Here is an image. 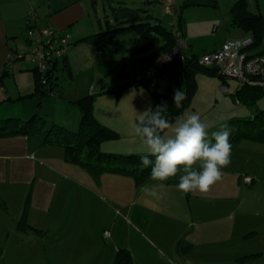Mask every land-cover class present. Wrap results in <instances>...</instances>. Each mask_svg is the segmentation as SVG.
<instances>
[{
	"label": "rangeland",
	"instance_id": "374dc122",
	"mask_svg": "<svg viewBox=\"0 0 264 264\" xmlns=\"http://www.w3.org/2000/svg\"><path fill=\"white\" fill-rule=\"evenodd\" d=\"M122 1L123 4L120 8H116L117 12L107 13L106 18L102 17L103 13H101L99 18L103 24L113 20V23H119L115 18L124 20V22L114 25L112 29L126 27L129 31L107 35L110 37L109 39H113V43L110 40L106 41L107 46L97 48L94 44H87L72 49L68 54L66 65H63L62 61L57 62V67L52 75L53 94L42 96L40 112L37 114L40 121H44L45 128L41 132H33L35 135L44 139V130L53 124L52 122L58 120L57 122L64 123L71 119L74 110L78 112L80 110L78 105L72 103L71 100L76 97L78 92L83 96L91 93L94 116L99 123L117 133L115 139L103 141L100 144V151L104 154L123 156L143 154V147L133 134L134 124H127V121L130 120L129 115L134 107L139 105V102L150 105L147 110L153 108L155 97L143 85L130 86L133 89L128 86L132 81L133 74L135 73V78H137L139 72H133L137 66L136 62L132 60L133 58L130 59L131 56L123 50L136 49L141 45L139 42H129L136 37L131 32L135 28L129 29V26L149 23L150 26L159 24L167 30L178 29V13L176 12L178 7L174 5L173 14L168 15L164 10L167 4L166 0H160L159 3L158 0H152L149 4L146 3V0ZM124 8L128 11H125ZM192 8L188 7L182 12V32L186 43L188 44L190 35L195 50L201 51L204 43L218 41L221 35L220 33H211L207 29H204L203 32L207 31L208 34L193 35L190 26L192 22L196 21L198 14H194V12L187 14L189 10L196 9ZM91 18L93 22L95 18L93 14ZM170 23L173 25L172 28L169 26ZM114 40L126 41L116 43ZM66 47L68 50L71 48H69V43ZM263 47L264 40L261 49ZM114 48L123 50L115 52ZM98 51H101L102 54L98 55ZM181 53L186 54L187 50ZM19 62L27 65L29 69L33 68L30 54H26V59ZM123 71L125 76L122 74ZM200 76L196 77L197 88L191 102L173 125L193 113H198L208 130L213 132L219 129L220 124L229 123L233 118H249L254 115L253 112L248 116H241L247 112L250 113L251 110L255 111L256 106L236 104L235 96H232L235 89L240 87L236 79L229 78L228 84H225L216 76L205 74ZM122 85L125 88L117 91ZM156 90L157 93L164 94L167 90V82L159 80ZM260 101L264 103V97ZM54 123L60 126V124ZM166 134L171 135V130H168ZM111 176L115 177L112 179L103 177L104 180H101L105 183L101 181L97 184V180H94V184L103 188L109 186V188L120 192L116 198H113V201L110 199L111 204L109 205L112 207V212L110 213V210L95 200L90 201L89 204L96 208L97 212L102 211V214L109 216V218H104L101 232L94 230V235H97L98 232L102 234L104 230H108L112 239L105 238L107 241L102 240L101 242V239L96 236L95 245L82 248L81 244L83 243H79L78 239L85 232L83 230L70 232L71 235L68 238L72 237L73 241L68 239L62 244L63 247L55 245L53 248L56 255L64 248V250L72 251L77 257L58 261L57 256L53 255L56 257V261H48L47 264H112L116 256L114 246L118 249L126 250L128 248L132 264H216L212 260L205 262L201 257H199V262H192L189 261V256L201 253L204 257L214 253L219 256L228 253L232 255L241 253L240 255L249 256L260 252L262 255L259 257H250L244 262L228 260L227 264H264V144L252 140L240 141L231 154V164L223 169L222 180L205 193L184 194L178 191L177 176L166 181L163 188H159L158 182L155 181L144 184L156 186L160 192L159 198H151L140 191L141 186L137 187L132 177L109 175V177ZM114 178H117L118 182L115 183ZM80 185L82 189H90L86 188L84 184ZM100 187H97L98 191ZM100 195H102L101 199L109 202V198L104 192ZM100 206L103 208L100 209ZM68 208L71 210L75 207L70 205ZM164 216L170 217V219ZM175 216L178 218L175 219ZM114 218L116 219L115 230L109 227L110 219L114 220ZM164 222H168L166 229L160 233V230L155 226ZM179 227L178 231H182V234L180 237V234L178 235L177 257L159 245L156 239L169 242L175 235L173 231ZM157 228L163 229V226ZM185 250H187L186 255L184 254ZM180 257L185 258L186 262H183L182 258L179 259ZM23 264H31V262L24 260ZM217 264H222V262Z\"/></svg>",
	"mask_w": 264,
	"mask_h": 264
},
{
	"label": "crops",
	"instance_id": "0c3cea01",
	"mask_svg": "<svg viewBox=\"0 0 264 264\" xmlns=\"http://www.w3.org/2000/svg\"><path fill=\"white\" fill-rule=\"evenodd\" d=\"M146 1L149 4L152 0ZM187 1L189 0H175V5L178 7L176 10L178 15L181 6ZM209 1L212 2V7L192 6L196 9L187 12V14H192L191 12L198 14L196 21L191 23L190 31L196 36L204 33L208 34L207 31H210L211 33H220L221 37L218 41L204 43L203 49L196 51L194 44L191 42L192 37L189 35L188 55L210 53L218 50L226 41L252 37L254 36L253 31L245 29L240 20L248 14L259 15L264 18V0ZM239 2H241L243 8L241 10H234V6ZM121 4H123L122 0H0V122L9 119L26 122L40 112L43 98L34 95L35 84L32 69L19 62L20 60H25L26 54H30V51L35 46V44L27 41L26 36L29 30L27 22L32 14L34 15V19H31L30 26L39 30L47 29L57 32L67 38L69 48L71 47L66 52L67 64L68 54H70L72 49L78 48L81 45H96L94 42L82 40L107 28V21L103 24L101 18H99L100 14L103 13L102 17L106 18L107 13L113 14V10ZM92 14L95 17L93 22L91 18ZM182 19L183 15L181 14L180 23L177 21V26L181 31ZM169 26L172 28V23ZM204 29H207V31L203 32ZM263 40L264 33L260 47L257 50L250 51L251 54L264 56V47L261 49ZM125 41L114 40L116 43H124ZM129 42L136 43L139 41L134 38ZM111 43H113V40ZM139 43L141 45L139 44L140 46L136 49L123 50L114 48V51H126L131 56L130 59L133 58L132 60L137 65L133 72L141 74L144 64L150 60V57L153 58L155 56L158 47L156 49L157 45H149L147 40ZM97 53L98 55L102 54L101 51ZM10 55H13L16 59L14 61L11 60L9 65H6ZM135 55L136 57H134ZM5 67L8 70L4 72L3 69ZM122 74L125 76L124 71ZM122 74L120 75L122 76ZM200 75H203V73H197L195 79ZM134 79L136 80L135 73L133 74L132 81ZM128 86L132 85L129 84ZM123 87L124 85L120 87L122 88L120 91L125 88ZM238 90L239 87L235 89L232 96H235L236 104H244L235 95ZM90 95L91 93H87L83 96L78 92L71 102L76 104L78 100ZM263 97L264 89L260 99H263ZM260 99L253 105L256 106L255 111L251 110L250 113L247 112L241 116H248L253 112L255 115L256 112L264 109V103ZM149 106L139 102V105L135 106L129 115L130 120L127 121V124L138 123L144 114L143 112L147 108H150ZM73 113L71 119L64 123L57 122L58 120L54 122L60 124V126L62 125L61 127L67 130L75 132L80 124L81 113L80 110L79 112L74 110ZM54 122L52 123L55 124ZM7 126L12 129L14 128L11 125ZM43 140L34 133L0 135V264H23L24 260H30L31 264H47L48 261L55 262L56 257L53 255L56 254L53 247L55 245L63 247L62 244L68 241V239L73 241L72 237H68L74 231L83 230L85 232L78 239L79 243H83L81 244L82 248L95 245L96 236L101 239V242L102 240H106L103 234L108 230H104L102 234L100 232L104 218H109V216L102 214V211L97 212L96 208L90 205L89 202L95 200L107 210H110L109 212L111 213L110 199L113 201V198H116L120 192L109 188V186L107 188L104 186V190L103 187L96 186L94 180H97V184L101 181L105 183L103 182V177L112 179L115 176L109 177V175L113 174L106 173L99 177H94L83 168L66 163L63 148L43 145ZM114 181L115 183L118 182L117 178H114ZM150 181L152 180H149L147 183ZM80 184H84L86 188L90 189H82ZM97 187H100L99 191ZM103 192L109 198L108 203L104 201L105 199H101L102 195L100 194ZM26 204H28L26 222L32 228L41 231L42 234L30 231L24 232L19 229L18 223L25 213ZM70 205H74L75 208L69 210L68 207ZM100 207V209L103 208L102 206ZM164 217L170 219V217ZM177 218L178 216H175V219ZM110 221L109 227L115 230L116 219H110ZM167 223L157 224L155 228L162 233L166 229ZM160 226H163V229L157 228ZM94 230H99L100 232L94 235ZM178 230H180V227L173 231L175 235L169 242L156 239L159 245L165 247V249H168L177 257L178 235L180 234V237L182 234V231ZM114 244H116L115 241ZM192 247L190 248L192 249ZM114 248V252H117L118 247L114 246ZM126 249L128 250V248ZM260 250L262 251V249ZM240 254L234 253L232 255L228 253L219 256L214 253L209 255L210 257H204L202 253L200 255L190 254L189 261L199 262V257H201L205 262L212 260L216 264L219 262L227 264L228 260L244 262L245 260H240L239 258L246 256V254ZM254 255L259 257L262 255V252L255 253ZM56 256L58 261L70 260L74 256L77 257L72 251L64 250V248ZM182 259L183 262H186L185 258ZM112 264H114V261Z\"/></svg>",
	"mask_w": 264,
	"mask_h": 264
},
{
	"label": "trees",
	"instance_id": "16d2710c",
	"mask_svg": "<svg viewBox=\"0 0 264 264\" xmlns=\"http://www.w3.org/2000/svg\"><path fill=\"white\" fill-rule=\"evenodd\" d=\"M120 6L121 5L117 6V9L120 8ZM241 8H243L241 2L234 6V10H241ZM124 10L128 11L126 8H124ZM115 12H117L116 8L113 10V13ZM115 19L117 20V22H119L116 24L124 22V20L117 18ZM240 21L245 29L253 31L254 34V36L251 37L252 45L248 47L247 50L249 52L257 50L260 47V42L263 38L264 18L260 17L259 15L248 14ZM113 22L114 20L107 21V28L104 31L99 32L93 36L87 37L82 41L94 42L98 46V48H100L103 46H107V40H113L109 39L110 37H107V35H110L114 32L126 30L129 31L126 27L113 30L112 27L116 25ZM30 27L32 28V26H29V28ZM133 28L135 29L131 32H134L136 36L135 40L139 42L147 40V43L149 45L158 46L155 56L153 58L150 57V60L147 61L144 66L150 64V62L156 57L171 50L175 46L173 30H167L159 24L150 26L149 23H139L136 25L129 26V29ZM27 41L29 40L27 39ZM201 55H188L186 53L184 62H173L171 64H168L164 68L158 70L152 80H148L146 82H139L134 79L129 84L134 87H139L140 85H143V87L146 88L152 94L153 97H155V105L151 109L156 108L162 102H167L169 106L164 115L173 124L174 121L180 117L182 111L186 107H188L189 103L191 102V99L197 88L195 79L197 73H203L209 76H216L221 79L225 84L229 80V78L223 75H219L214 69L201 67L197 63V59ZM61 61L63 62V65H66V52L63 55V59ZM56 67L57 63H55L48 69L51 71V74L48 76H44L45 72L41 73L38 72L36 69L32 68L35 84L34 95L42 97L46 94H53L52 87L54 84L52 75ZM3 70L5 72L8 70V68L5 67ZM159 80H165L167 82V90L164 94L157 93L156 88ZM261 82L264 83V78L263 80H261ZM120 89H118L117 91H120ZM176 89H180L185 93L186 99L184 100L183 107L181 109H177L172 103V97ZM263 89L264 86L261 85H244L239 87V90L236 92L235 95L237 96L238 100L243 102L245 105L253 106L263 95ZM76 104L78 105L81 113V120L78 130L72 132L61 126L50 124L44 130L43 145L54 147L58 146L63 148L64 160L66 163L79 166L94 177H99L102 174L109 173L118 176H130L133 178L134 184L137 187L146 184L150 180V170L140 169V155H112L104 154L100 151V144L103 141L115 139L117 137V133L98 122V120L94 116L93 98L91 96H87L78 100ZM228 124L233 130L232 135L230 136L232 152L234 147L240 141L243 140H252L264 144V109L259 110L255 113V115L249 118H233L229 121ZM7 125H11L14 128H9ZM43 129L44 121H40L37 115L33 116L26 122H22L17 119H9L5 120L4 122H0V135H24L31 134L33 132H41ZM27 208L28 204L25 205V213L23 214L22 219L18 223L19 229L24 232L30 231L33 233L42 234L41 231L32 228L26 222ZM254 256L255 255H249L241 257L239 259L245 260ZM114 264H132V259L129 251L127 249H118L116 252Z\"/></svg>",
	"mask_w": 264,
	"mask_h": 264
},
{
	"label": "clouds",
	"instance_id": "9594fccd",
	"mask_svg": "<svg viewBox=\"0 0 264 264\" xmlns=\"http://www.w3.org/2000/svg\"><path fill=\"white\" fill-rule=\"evenodd\" d=\"M185 93L174 91L172 103L183 107ZM168 103L144 111L139 122L133 125V134L143 147L140 169H149V178L163 188L170 178L178 176L177 190L184 193H205L221 181L223 169L231 164L232 128L227 122L217 131L210 132L198 113L173 125L165 117ZM171 130V135L167 131ZM147 197L159 198L156 186L141 185Z\"/></svg>",
	"mask_w": 264,
	"mask_h": 264
},
{
	"label": "built area",
	"instance_id": "2783aa9c",
	"mask_svg": "<svg viewBox=\"0 0 264 264\" xmlns=\"http://www.w3.org/2000/svg\"><path fill=\"white\" fill-rule=\"evenodd\" d=\"M166 1L167 4L164 7L165 13L172 15L175 0ZM31 19H34L33 14L27 22L28 27L30 26ZM26 36L31 43L35 44L34 48L30 51L33 69L43 73L63 59L68 44L67 38L64 35L47 29L39 30L30 27ZM173 37L175 46L156 57L150 64L144 66L142 73L136 78L137 81L146 82L152 80L158 70L168 64L184 62L185 54L181 52L188 50V45L182 31L179 28L174 29ZM251 45V37L229 40L218 50L199 56L197 63L203 68L214 69L219 75L236 79L240 87L244 85L264 86V83L261 82L264 78V57L262 55L250 54L247 48ZM15 59L13 55H10L7 65H9L11 60L14 61ZM109 237V232H104V238L108 239Z\"/></svg>",
	"mask_w": 264,
	"mask_h": 264
},
{
	"label": "water",
	"instance_id": "95a60500",
	"mask_svg": "<svg viewBox=\"0 0 264 264\" xmlns=\"http://www.w3.org/2000/svg\"><path fill=\"white\" fill-rule=\"evenodd\" d=\"M192 6H205V7H212L213 4L209 0H189L186 3H184L180 10H179V15H178V23H180V17L183 12V10L187 7H192ZM51 74V71L48 70L45 72L44 76H48Z\"/></svg>",
	"mask_w": 264,
	"mask_h": 264
}]
</instances>
